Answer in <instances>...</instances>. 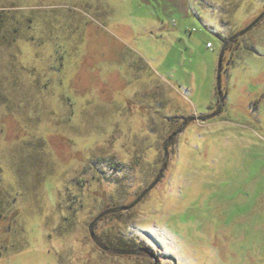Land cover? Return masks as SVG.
<instances>
[{
	"label": "rangeland",
	"instance_id": "1",
	"mask_svg": "<svg viewBox=\"0 0 264 264\" xmlns=\"http://www.w3.org/2000/svg\"><path fill=\"white\" fill-rule=\"evenodd\" d=\"M0 264H264V0H0Z\"/></svg>",
	"mask_w": 264,
	"mask_h": 264
},
{
	"label": "water",
	"instance_id": "2",
	"mask_svg": "<svg viewBox=\"0 0 264 264\" xmlns=\"http://www.w3.org/2000/svg\"><path fill=\"white\" fill-rule=\"evenodd\" d=\"M258 19V17L255 19V20H253L250 24H248V26L246 27V28H244V30H247V29H249L254 23H255V21ZM216 80L218 81V73H217V76H216ZM200 119H202L203 117H199ZM175 132L176 131H173V132H171L170 134H169V136H168V139L169 138H171L174 134H175ZM165 143H164V151H165ZM134 202L135 201H133V202H131L130 204H128L127 206H126V208H129L131 205H133L134 204Z\"/></svg>",
	"mask_w": 264,
	"mask_h": 264
},
{
	"label": "built area",
	"instance_id": "3",
	"mask_svg": "<svg viewBox=\"0 0 264 264\" xmlns=\"http://www.w3.org/2000/svg\"><path fill=\"white\" fill-rule=\"evenodd\" d=\"M205 45H206V47H210V46H211V42H210V41H207V42L205 43Z\"/></svg>",
	"mask_w": 264,
	"mask_h": 264
},
{
	"label": "trees",
	"instance_id": "4",
	"mask_svg": "<svg viewBox=\"0 0 264 264\" xmlns=\"http://www.w3.org/2000/svg\"><path fill=\"white\" fill-rule=\"evenodd\" d=\"M211 42V41H210ZM157 260V259H156ZM157 262V261H156Z\"/></svg>",
	"mask_w": 264,
	"mask_h": 264
}]
</instances>
